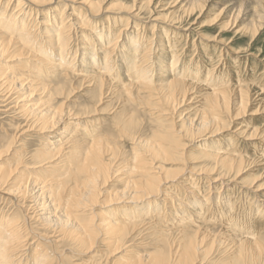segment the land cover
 Returning <instances> with one entry per match:
<instances>
[{
  "label": "bare ground",
  "instance_id": "bare-ground-1",
  "mask_svg": "<svg viewBox=\"0 0 264 264\" xmlns=\"http://www.w3.org/2000/svg\"><path fill=\"white\" fill-rule=\"evenodd\" d=\"M55 1L57 0H0V108H5L3 112L19 110L32 122L27 130L35 129L40 134L52 137L46 147L33 153L36 161L31 167L39 169V174L45 177H40L42 181L39 177V180L33 179L20 172L24 163L23 158L18 156L22 155L23 149L20 147L13 150L17 143L16 136L0 144V161L6 156L16 159V163L11 167H0L1 201L6 204L4 208H0V264H64L62 259L66 258L65 255L69 251L88 250L93 253L98 236L103 238L111 251L115 246L120 249L125 242H130L131 237L139 235L140 230L148 231L153 225H157L161 218H165L166 223H169L170 220L166 216H155L154 220H149L150 212L163 209L166 211L165 207H170L166 215L168 212L176 215H173L174 221L171 225L180 226L176 229L181 228L184 239L168 244L164 253L147 254L146 257L125 244L128 249L125 254L131 259L127 260L130 263H120L122 259L118 258L111 264L203 263L204 260L199 259L202 240H198V235L205 236L212 229L210 224H206L207 228L202 229L200 222H196L198 229L191 228L189 225L194 223L187 218H190L192 213L200 216L201 211L196 212V206L208 205L209 198L198 203V195L196 197L195 194L185 196V200L183 197H171L165 185L173 183L170 179L179 173L167 169L164 165L177 161L180 156L178 136H192L199 141L202 135L220 136L228 128L221 115L222 112L229 114L231 96L221 91L227 82L220 87L214 85L218 78L211 80L210 76L216 69L205 72L203 77L199 76L198 70H194V76L189 75L192 65H187L181 58L187 49L176 34L168 41L169 44L164 46L160 39L161 34L157 35L160 40L155 36L152 39L136 36L132 31L133 27L129 28L130 24L136 21L132 15L125 20L126 24H121V30L117 32L118 25L112 22L117 19L103 18L109 10L103 8L102 0H58L59 8L47 7ZM2 2H5L3 8ZM188 2V10L201 7V0H187ZM226 4L233 12H240L243 7L252 11L256 6L263 7V0H228L224 5ZM254 10L259 12L257 8ZM253 16L255 17L254 14ZM95 20L96 25L100 22L101 27L92 30L90 26L95 24ZM168 26L174 32L182 29L176 22H171ZM155 27L159 30V26ZM119 50L121 57L123 56L122 62H116ZM187 56L189 58L190 54ZM80 57V68H75ZM161 57L169 62L170 76L166 79L156 78V75L162 76L160 65L164 62L158 60H161ZM194 61L195 58L191 64H194ZM197 64L202 65L200 62ZM23 67L29 69L27 74H24ZM76 77L80 79V83L84 81L88 88L99 91L96 106L100 105L104 96L116 97L124 105L137 102L141 106H152L153 100L164 105L167 108L164 115H169L181 105L196 100L205 105L204 112L197 120H185L183 128L172 126L169 127L171 130L166 133L164 131L158 139H144L140 133L127 130V127L135 126V121L134 111H126L122 115L124 118L117 123L119 135L129 139L135 150L130 163L116 167L115 164L120 163L116 160L117 151L112 148V142L104 140L102 133L98 134L96 130L87 131L83 141H78L75 140L78 130L68 133L69 126L73 123L62 127L67 121L80 119L79 115L65 110L64 103L59 106L53 104L57 97L73 93V80ZM239 86L242 87L240 83ZM241 90L245 91V88ZM196 92L204 95L197 94L191 98V94ZM36 93H39V99L30 104ZM221 99L223 104L220 103ZM249 103V96L243 92L240 106L236 105L235 108L244 110ZM222 105H225V109ZM79 114L87 116L90 113L85 111ZM179 116L182 120L186 118L183 111ZM60 128L63 129L62 132L59 131ZM239 130H235V136L232 134L233 136L228 137L230 143L236 145L234 137L241 134ZM54 137L59 139L51 143ZM230 153L233 154L231 148L205 154L217 164L215 168L204 167L200 173L212 176L218 172L219 164L227 168L228 172H220L219 176L211 181L218 182L226 178L230 172L239 168L242 162V159ZM113 176L124 183L123 190H108V183ZM254 203L257 209L259 204L256 201ZM118 204H126L127 208L138 212H135L136 215L112 219L101 216L102 213L95 210L98 207L107 208ZM226 204L230 209L231 203L227 200ZM181 208L190 214L187 218H179L183 221L177 216L182 215ZM223 213L221 211L220 214ZM143 215L148 218L142 220ZM209 215L206 217L209 218ZM244 215L250 219L247 223L256 225L251 221L253 219L250 214L243 213L242 216ZM228 216L231 217L230 213ZM32 222H36L45 231L35 232ZM233 228L227 226L233 237L242 233ZM166 232L168 234V231ZM242 236L256 237L255 234L246 233H242ZM238 239L240 251L244 252L246 249L242 245L243 238ZM249 250L248 248V252ZM76 260L70 263L97 264L93 260Z\"/></svg>",
  "mask_w": 264,
  "mask_h": 264
},
{
  "label": "rangeland",
  "instance_id": "rangeland-1",
  "mask_svg": "<svg viewBox=\"0 0 264 264\" xmlns=\"http://www.w3.org/2000/svg\"><path fill=\"white\" fill-rule=\"evenodd\" d=\"M226 2L228 0H201V7H195L196 9L193 8V10H188L190 3H187V0H102V6L105 10H109L107 14L103 15L104 19H117L116 21L112 20V22L118 25L117 32L121 30V24H126L125 20L132 15L135 16L136 21L130 24L129 28L133 27L132 31L135 32L136 36L152 39L154 36L158 38L157 35L161 34L160 39L164 43V46L169 44L168 41L174 37V34L180 36L179 40L187 49L181 58H183V62L185 61L187 65H192L190 66L192 70H189V75L194 76V72L198 70L199 76L203 77L205 72L208 73L209 70L216 69L210 76L211 80L218 78L217 83H214V85L220 87L227 82L221 91L229 93L231 96L228 106L229 114L222 112L221 115L222 121L226 123L228 128L220 136L209 137L208 134L202 135L199 141L192 136H178V153L180 156L177 158V161L165 164L164 166L179 174L175 178L170 179L173 180V183L165 185V188L171 197H183L184 200L185 196H193V194L196 197L198 195V200H196L198 203L209 198L208 205L201 204L196 206L197 208L194 206L196 212L201 211L200 216H195L193 213L190 215L182 208L180 210L182 215H177L178 219L182 216L187 218L190 215L191 217L187 219L191 220V223H194L193 225H189L191 228H199L196 222H200L202 229H206L207 225L210 224L212 230L207 235H198L200 237L198 240H202L200 242L199 259L204 260L200 264H264V0L263 7H255L259 9V12H256L255 8L253 9L254 11H249L246 7H243L240 12H233L228 4L224 5ZM4 4L5 2L1 3L2 8ZM47 7L50 9L54 7L59 8L60 5L57 0ZM191 10L192 12H190ZM43 13L46 14V11ZM253 18L254 21L252 22ZM171 22H176L182 29L174 32L168 26ZM94 23V25L90 26L92 30H95L96 27H101L100 22L96 25L95 20ZM156 25L159 26V30H157L158 27H155ZM160 39L158 38L157 40ZM118 52L120 56L116 55L118 60L116 62H122L123 56L121 57L120 50ZM189 54L188 58L187 55ZM163 58L161 57V60L158 59L164 62L160 65L162 71L160 74L162 76L157 77L156 75V78L162 77L166 79L170 76L169 62L168 59L164 60ZM193 58H195V61L194 64H191ZM79 61H81V57L80 59L78 58L75 68H80ZM198 62L202 63V65H198ZM22 70L24 74H27L29 69L23 67ZM73 82L75 84L73 93L69 96L65 93L63 96L57 97L53 104L59 106L64 103V109L71 111L75 115H79L80 119L78 121H67L62 127L65 124L73 123V125L69 126L70 131L68 133L72 130H74L73 132L78 130L75 136V140L77 139L78 141H83L82 138H84L87 131L92 132V130H96L98 134L102 133L104 140L112 142V146H114L112 148L117 151L118 157L116 160L120 161V163L117 162L115 166H125L130 163L129 161L135 150V146L129 139L120 137L119 135L120 130L117 123L124 118L122 115L126 111H134L133 118L135 121V126L127 127V130L131 133H140L141 138L144 139L152 137L158 139L160 138L159 136L163 135L164 131L166 133L168 130H171L169 127L172 126L183 128L185 120L188 118L197 120L201 118L204 112L205 105L203 106L201 101L198 102L196 100L181 105V109L178 108V111L173 110V113L171 112L169 115H164L165 110H167L164 105L153 100L151 101L152 106H141L137 102L124 105L116 97L104 96L100 105L96 106L99 99V91L92 89V87L88 88L84 81L80 83L78 77ZM239 83L242 85V89L245 88V91L241 90ZM243 92L249 96L251 103L244 110H241L238 107L235 108V106H240ZM197 94L204 95V93L196 92L191 94L190 97L194 98ZM39 97V93L34 94L32 101L29 103H36ZM220 103L223 104L222 99ZM222 106L225 109V105ZM3 109L5 108H0V144L8 142V140L16 136L15 141L17 143L13 150L20 147L23 149L22 155L18 156V158H23L22 161L24 163V167L20 169V172H23L24 176L33 179H38V177L39 179H44L45 177L39 174V169L31 167L32 163L36 161L33 155L36 151L41 150L42 147H46L47 142L52 137L40 134L35 129L32 131L27 130L28 125L32 122L20 113L19 110L12 109L9 112H3ZM85 111L90 114L87 116L79 114V112ZM182 111L186 116L184 120L179 116ZM86 125L87 128L85 129ZM235 130L241 132L239 136L234 137L236 145L230 143V139H228V137L233 136L232 134L235 136ZM59 131L62 132L63 129ZM58 139V137H54L51 143H54ZM230 148L233 153H230L232 156L242 159L239 168L230 172L226 178L218 182H213L211 179L219 176L220 172H228L227 168L222 165L218 164V172L212 176L200 173V170L203 171L204 167L215 168L217 164V162H214L212 158L207 157L205 154L210 153V151L227 150ZM15 163L16 159L13 156H6L0 161V167H11ZM108 187L110 191H117L118 189L120 191L123 190L124 183L118 177L115 178L113 176L108 183ZM1 200L0 192V208L2 209L6 204H2ZM227 200L228 203H231L233 210L230 209L232 211L228 209L227 204L225 205ZM254 201L259 204L257 209H255ZM175 203L178 202L175 201ZM187 203L188 201L184 205L186 206ZM163 206L164 204L162 203ZM127 207L126 204H118L107 208L98 207L95 210L100 211L102 213L101 216L112 219L136 215L135 212H138ZM165 208L166 211H169L168 208L170 207ZM187 208L189 209V207ZM217 208H220L222 213L223 211L224 213L220 214L221 211ZM239 209L243 210L239 211ZM161 211L150 212L149 220H154L155 216H166L170 220L169 223H166L165 218H161L157 225H153L148 231L140 230L139 235L131 237L129 239L130 242H125L124 245H130L134 249L133 251L139 252L146 257L147 254L156 255L160 252L164 253L168 244L183 240L181 228L176 229L180 226L173 225L172 227L171 225L174 221L173 215L175 214L168 212L166 215L165 209ZM209 212L211 216L208 214ZM229 213L231 217L228 216ZM243 213L250 214L251 219H253L251 221L256 225L247 223L246 221L250 219L245 215L246 218L242 216ZM208 215L210 216L209 218L206 217ZM143 216L142 220L148 218L147 215ZM230 221H233V223H230ZM36 224V222H32L34 231H45ZM241 225L244 226L242 227ZM227 226L230 228L234 227L233 229H237L242 233L255 234L256 237L250 236L249 238H245L242 236V233L237 237H233L230 231H228ZM166 231H168V234ZM239 237L243 238L242 245L246 249L244 252L240 251ZM102 240L103 238L98 236L93 253L92 251L89 253L88 250H85V252L84 250L69 251L65 255L66 258L62 259L66 263L62 262L64 264H71L77 259L76 261L93 260L97 264H111L112 261L121 258L122 261L120 263H130L127 260L131 259L128 257V254H125L126 250H128L126 245L120 246V249H116L117 247L115 246L113 251H111V248ZM248 248L250 249L249 252ZM238 254L244 255L238 257ZM71 257L74 259H71Z\"/></svg>",
  "mask_w": 264,
  "mask_h": 264
}]
</instances>
